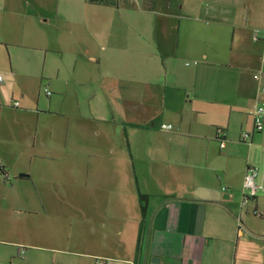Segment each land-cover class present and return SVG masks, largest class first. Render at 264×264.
<instances>
[{
  "label": "crops",
  "instance_id": "1",
  "mask_svg": "<svg viewBox=\"0 0 264 264\" xmlns=\"http://www.w3.org/2000/svg\"><path fill=\"white\" fill-rule=\"evenodd\" d=\"M235 1V8L217 10V22L199 40L201 60L187 61L188 70L179 74L165 71L163 88L158 83L155 88L134 89L130 111L123 118L114 113L100 117L99 109L93 111L92 105L86 114L81 105L85 99L78 98L80 114L74 127L82 146L81 163L91 170L90 178L89 174L87 179L80 177L67 188L60 180V190L55 189L43 177L55 175L58 179L60 172L31 171L29 135L22 138L21 147L11 144L4 150L6 122L0 105V201L4 197L5 202L0 205V264H37L33 249H47L34 243L46 236L36 230L42 229L39 223L36 226L34 217L20 223L13 213L17 208L40 216L49 213L52 204H64L68 199H73L81 214L77 219L92 230L91 235L104 229L102 237L84 244L86 249L80 252L85 260L69 264H97L99 258L107 264H264V128L251 134V112L264 104V8L252 6V0H246V8L244 0ZM2 10L9 11L0 0ZM11 15L12 9L10 15L0 17V31L11 30L17 23ZM189 27L183 29L187 36H198ZM159 31L166 46L173 37H180L181 30L163 26ZM174 51L177 55V47ZM102 58L101 54L91 59L101 63ZM260 67L261 72L254 73ZM16 70L12 64L6 73ZM64 74L59 60L47 75L55 96L60 97L61 109L52 106L53 97L44 108L38 100L24 108L15 100L19 104L6 109L20 115L36 112L38 129L42 114L63 113L72 86L84 87L87 100L95 98L100 88L114 87L104 81L92 85L83 77L73 82ZM6 81L3 76L0 84ZM22 97L26 99L27 94L23 92ZM163 123L173 127L162 128ZM71 124L72 118L69 129ZM29 127L26 123L21 131L30 134ZM218 127L227 130L224 148L216 136ZM8 155L21 157L24 164L30 159L31 166L17 169L28 171L11 170L12 177L5 169L8 164L14 167ZM60 156L59 148L53 147L44 157ZM249 165L259 170V188L256 197L241 209ZM140 192L149 198L138 251Z\"/></svg>",
  "mask_w": 264,
  "mask_h": 264
},
{
  "label": "rangeland",
  "instance_id": "2",
  "mask_svg": "<svg viewBox=\"0 0 264 264\" xmlns=\"http://www.w3.org/2000/svg\"><path fill=\"white\" fill-rule=\"evenodd\" d=\"M182 2L184 7L181 6ZM2 4L7 5L9 11L5 13L2 10L0 17L10 15L12 9L11 16L17 20L11 30L0 31V72L7 77L5 84H0V105L6 122L3 149L11 144L21 147L22 138L29 135L33 156L31 171L60 172L58 179H55V175L43 177L60 190V180L67 188L76 179H87L88 174L89 178L91 174V170L82 166V146L75 133L74 122L77 121L76 115L80 114L78 98L85 99L81 100V105L86 114L91 112L92 105L93 111L99 109L100 117H111L114 113L123 118L130 111L128 106L132 103L134 89L143 86L155 88L158 83L163 88L165 71L179 74L188 70L187 61L193 63L196 59L201 60L197 55L199 48L203 49V46H199V40L204 38L206 28L217 22V10L235 8L236 1L2 0ZM248 5L249 2L244 0L243 7ZM253 5L264 8V0H252ZM185 25L195 28L198 36L190 37V33L187 36V31H183ZM163 26L180 28V37H173L170 39L172 43L167 41L166 46H163L165 37L159 31ZM256 34L260 36V33ZM176 47L177 55L174 53ZM101 54V63L92 61V57ZM263 56L264 48L261 64ZM59 60L64 75L73 82L83 77L91 81L92 85L104 81L114 87L107 90L100 88L95 98L87 100L84 87L72 86L68 89L63 113L42 114L36 129V112L20 115L22 113L6 109V106L13 107L14 101L19 100L24 108L30 101L34 103L38 100L44 108L53 97L52 106L61 109L60 97L55 96L47 78ZM12 64L17 70L10 75L6 70ZM256 72L260 73L261 67ZM46 89L53 94L49 96ZM23 92L27 94L26 99L22 97ZM70 118L72 124L69 129ZM26 123L30 125V134L21 131V126ZM53 147L59 148L61 156L46 159L44 156ZM8 158L14 167L2 164L6 165L5 169L9 170L12 177L15 171H28L17 170L20 166H31L30 159L24 164L21 157ZM3 177L5 179L6 175ZM3 201L4 197L0 201L1 206L5 203ZM25 209L17 208L13 212L14 216L20 223H26L34 217L36 226L39 223L42 228L36 230L46 235L34 242L47 247L46 250L33 249L37 264H58L56 257L63 264L81 262L85 260L80 252L86 249L84 244L95 236L104 235L103 228L91 235L92 230L79 222L77 218H81V214L75 208L73 199H68L64 204H52L50 212L41 213L40 216ZM109 233L113 234L114 230H109Z\"/></svg>",
  "mask_w": 264,
  "mask_h": 264
},
{
  "label": "built area",
  "instance_id": "3",
  "mask_svg": "<svg viewBox=\"0 0 264 264\" xmlns=\"http://www.w3.org/2000/svg\"><path fill=\"white\" fill-rule=\"evenodd\" d=\"M256 77L260 78V75L256 74ZM2 80H3V75L0 73V81ZM46 91L50 93L48 89H46ZM18 104L19 102L16 101L15 105H18ZM251 115H252L253 122H254V129L251 134L263 130L264 128V121H263L264 104L256 106L254 110L251 112ZM172 127H173L172 124H169V123L162 124V128H165V129H171ZM216 136L220 140V146L224 148L226 146V136H227L226 128L218 127L216 130ZM258 175H259L258 168H256L255 166H251V165L247 167V170L244 176L243 189H242V198H241V203H240L241 209H243L251 199H254L256 197L257 190L259 188V185L257 183ZM255 212H257L256 209H255ZM97 264H107V260L99 258L97 260Z\"/></svg>",
  "mask_w": 264,
  "mask_h": 264
},
{
  "label": "trees",
  "instance_id": "4",
  "mask_svg": "<svg viewBox=\"0 0 264 264\" xmlns=\"http://www.w3.org/2000/svg\"><path fill=\"white\" fill-rule=\"evenodd\" d=\"M1 171L5 173V170L3 167L1 168ZM148 194L141 193L139 194V200H140V206H141V211H142V219H141V224H140V236H139V241H138V251L141 250L142 248V238H143V230L145 226V217L147 214V204H148Z\"/></svg>",
  "mask_w": 264,
  "mask_h": 264
}]
</instances>
